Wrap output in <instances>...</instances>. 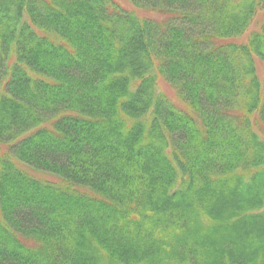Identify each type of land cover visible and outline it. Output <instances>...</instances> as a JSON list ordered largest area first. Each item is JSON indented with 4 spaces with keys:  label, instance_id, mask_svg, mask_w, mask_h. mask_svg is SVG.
<instances>
[{
    "label": "trees",
    "instance_id": "obj_1",
    "mask_svg": "<svg viewBox=\"0 0 264 264\" xmlns=\"http://www.w3.org/2000/svg\"><path fill=\"white\" fill-rule=\"evenodd\" d=\"M127 1L0 0V264H264V0Z\"/></svg>",
    "mask_w": 264,
    "mask_h": 264
},
{
    "label": "rangeland",
    "instance_id": "obj_2",
    "mask_svg": "<svg viewBox=\"0 0 264 264\" xmlns=\"http://www.w3.org/2000/svg\"><path fill=\"white\" fill-rule=\"evenodd\" d=\"M120 6L124 7L125 9L131 11L132 13H134L139 19H145V18H151V19H161L162 16H160L159 14L152 12V11H148V10H144V9H139L134 7L130 2H128L127 0H115ZM155 86H156V90L159 93L164 94L169 100L175 102V103H179V100L176 96V93L173 89H171L169 87V85H167L166 83L163 82L162 78L158 75L156 77V82H155ZM261 139L264 140V134H262V130L260 129H256L255 131ZM19 167L21 169H24L25 171H27L28 173H30L31 175L40 178L42 180H52L55 179L54 176L47 174V173H39V172H34L28 168H25L21 165H19Z\"/></svg>",
    "mask_w": 264,
    "mask_h": 264
}]
</instances>
